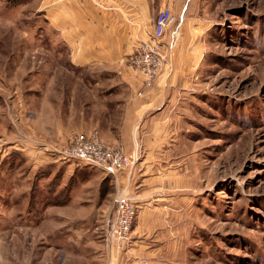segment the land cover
<instances>
[{
  "label": "rangeland",
  "instance_id": "374dc122",
  "mask_svg": "<svg viewBox=\"0 0 264 264\" xmlns=\"http://www.w3.org/2000/svg\"><path fill=\"white\" fill-rule=\"evenodd\" d=\"M47 4L0 0V264H60L66 241L77 248V239L105 240L124 173L58 153L86 133L80 114L92 92L83 80L96 71L74 66ZM189 11L201 18L189 46L202 50L179 98L177 179L142 187L167 207L170 225L153 233L175 239L173 255L159 263L264 264V0H191ZM183 41L179 30L168 64H177ZM69 179L71 201H56ZM102 188L111 191L100 201L108 209L94 214Z\"/></svg>",
  "mask_w": 264,
  "mask_h": 264
},
{
  "label": "crops",
  "instance_id": "0c3cea01",
  "mask_svg": "<svg viewBox=\"0 0 264 264\" xmlns=\"http://www.w3.org/2000/svg\"><path fill=\"white\" fill-rule=\"evenodd\" d=\"M46 1L49 23L71 53L74 66L96 71L83 80L92 96L87 100L90 103L87 102L84 113L80 114L81 132L96 131L103 142L120 144L127 152H137L140 157L131 176L127 172L119 174L118 190L114 193L129 189L133 191L131 196L141 203L142 210L130 240L122 248L114 244L109 247L107 241L104 242L106 239L93 237L77 239V248H74L73 242L68 240L69 249L64 250L63 259L60 258L64 261L60 264H160L169 260L173 255L169 253V243L175 239L166 240L161 236V230L170 225L169 220L164 219L163 208L167 207L154 202L157 200L152 201V191L142 187L145 184L156 187L164 180L177 179L178 172L172 167L178 164L172 162L171 156L179 136L178 104L181 91L190 84L200 65L194 63L196 51L202 50V44L193 50L189 42L200 28H191V24L201 18L190 15L191 0ZM165 7L172 8L174 13L166 44L176 45L179 30L184 33V41L177 64H166L154 86L147 88L146 76L134 70L128 59L136 52L137 44L148 39L159 11ZM181 57L185 58L183 64H179ZM93 85H97L96 90L89 87ZM71 116L72 113L66 114L68 118ZM98 199L96 209H90V212L97 211L92 212L94 214L108 209L105 203H100L99 191ZM150 216L155 218L148 221ZM158 229H161L158 234L153 233ZM52 235L47 236L51 239ZM55 261L58 262V258Z\"/></svg>",
  "mask_w": 264,
  "mask_h": 264
},
{
  "label": "built area",
  "instance_id": "2783aa9c",
  "mask_svg": "<svg viewBox=\"0 0 264 264\" xmlns=\"http://www.w3.org/2000/svg\"><path fill=\"white\" fill-rule=\"evenodd\" d=\"M174 21L172 8L161 9L156 17L153 31L148 39L137 44L136 52L129 57L128 64L146 76V87L154 86L160 73L171 58L175 44H166L165 37ZM63 158L89 164L104 174L116 176L129 170L132 175L138 162V153H128L122 146H107L97 132L75 133L59 152ZM134 198L127 191L116 193L111 214L107 218L106 241L109 247L114 244L122 248L130 240L136 217Z\"/></svg>",
  "mask_w": 264,
  "mask_h": 264
},
{
  "label": "trees",
  "instance_id": "16d2710c",
  "mask_svg": "<svg viewBox=\"0 0 264 264\" xmlns=\"http://www.w3.org/2000/svg\"><path fill=\"white\" fill-rule=\"evenodd\" d=\"M11 1H15V3H23V2H28V1H30V0H11ZM82 166H85L86 168H88V167H92L91 165H89V164H83L82 163ZM94 168V167H93ZM92 168V169H93ZM127 173H129V170L128 171H126ZM72 180H73V178H71ZM71 179H69L68 180V182L65 184V186L63 187V189H62V191L58 194V195H56L55 197L57 198V200L56 201H61V202H63V203H68V202H70L71 201V196H70V193H71ZM106 182H104L105 184L104 185H107V183L109 184V183H111V181L112 180H110V179H107V180H105ZM104 189L102 188V190H101V193H100V196H101V199H103L104 200V197L105 196H108L110 193H111V191H103ZM61 195H63V197H61ZM57 205V204H56ZM133 205H134V207L136 208V217H135V220H134V223H133V230H134V228H135V226H136V224H137V221H138V218H139V216H140V212H141V210H142V206H141V203H139L137 200H134V202H133Z\"/></svg>",
  "mask_w": 264,
  "mask_h": 264
}]
</instances>
